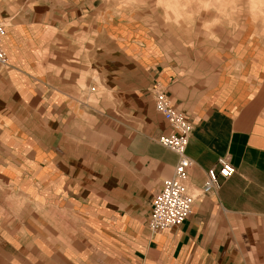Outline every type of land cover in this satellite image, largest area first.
Masks as SVG:
<instances>
[{"label":"crops","instance_id":"0c3cea01","mask_svg":"<svg viewBox=\"0 0 264 264\" xmlns=\"http://www.w3.org/2000/svg\"><path fill=\"white\" fill-rule=\"evenodd\" d=\"M103 7L0 0V264H264V20L238 21L233 39L216 28L217 44L162 46ZM89 72L102 88L91 103L95 86L77 83ZM155 85L193 124L189 189L220 157L235 173L151 233L177 162L157 143L171 128Z\"/></svg>","mask_w":264,"mask_h":264},{"label":"rangeland","instance_id":"374dc122","mask_svg":"<svg viewBox=\"0 0 264 264\" xmlns=\"http://www.w3.org/2000/svg\"><path fill=\"white\" fill-rule=\"evenodd\" d=\"M103 4L99 13L102 19L133 20L148 28L162 46H178L190 40H199L207 46V41H219L214 33L220 34L217 29L223 30L225 25L231 29L225 36L233 39L240 29L238 21L264 20V0H103ZM77 83L82 88L86 84L95 86L89 90L90 103L95 101L92 94L95 90L102 92L93 72L80 75ZM76 92L80 94V90Z\"/></svg>","mask_w":264,"mask_h":264},{"label":"built area","instance_id":"2783aa9c","mask_svg":"<svg viewBox=\"0 0 264 264\" xmlns=\"http://www.w3.org/2000/svg\"><path fill=\"white\" fill-rule=\"evenodd\" d=\"M5 25L0 22V64L5 65L7 58L2 49ZM154 109L169 124L171 133L162 135L157 143L177 156L173 176L162 182L161 189L155 194L151 203V216L148 229L158 233L181 225L191 213L192 206L198 196L206 195L220 186L222 181L232 177L235 168L227 157H220L216 166L206 172V179L197 193L188 186V170L192 161L186 155V147L193 130V124L181 113L174 110L171 101L158 85L152 89Z\"/></svg>","mask_w":264,"mask_h":264}]
</instances>
